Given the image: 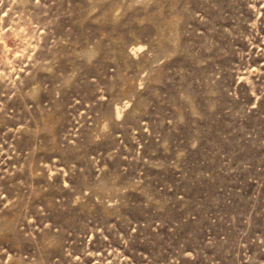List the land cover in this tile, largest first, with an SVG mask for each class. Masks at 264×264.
I'll list each match as a JSON object with an SVG mask.
<instances>
[{
	"label": "rangeland",
	"instance_id": "obj_1",
	"mask_svg": "<svg viewBox=\"0 0 264 264\" xmlns=\"http://www.w3.org/2000/svg\"><path fill=\"white\" fill-rule=\"evenodd\" d=\"M0 264H264V0H0Z\"/></svg>",
	"mask_w": 264,
	"mask_h": 264
}]
</instances>
